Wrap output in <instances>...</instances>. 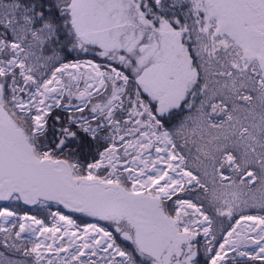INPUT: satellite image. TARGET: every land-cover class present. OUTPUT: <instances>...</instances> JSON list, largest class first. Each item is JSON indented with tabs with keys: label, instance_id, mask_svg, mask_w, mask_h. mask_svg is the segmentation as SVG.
<instances>
[{
	"label": "rangeland",
	"instance_id": "374dc122",
	"mask_svg": "<svg viewBox=\"0 0 264 264\" xmlns=\"http://www.w3.org/2000/svg\"><path fill=\"white\" fill-rule=\"evenodd\" d=\"M160 1L154 0V4L157 6ZM171 1L173 5H183L187 2L190 6L185 26L180 25L176 20L155 22L153 18L144 14L139 0H59L64 9L70 13L73 45L69 47V51L76 50L94 55L103 63L102 65L98 63V66L105 82L104 86L96 89L84 105H82L81 91L89 82L85 73L75 79V75L68 69L57 70L66 63L60 64L49 73V75L56 73L62 79L61 98L63 97L64 103L60 98L57 108L75 113L71 116L72 122L80 125L89 135L106 129L104 136L108 140V148L98 160L84 169L88 175L97 174L102 179L122 181L136 189L157 193L163 200H170L171 197L162 196L160 189L153 185L145 186L140 181L153 180L165 185L171 177L170 166L163 165L166 161L156 160L157 162L152 164L145 162L144 155L154 151L153 142L145 144L146 136L167 130L159 120L158 113L161 114L164 108L179 103L186 88L200 78L205 92L204 98L176 128L178 144L188 155L189 166L194 171L205 174L211 184L210 201L226 210H232L240 204L262 205L264 204V0ZM142 45H146V49L143 53H139L138 47ZM14 46L18 54L13 50ZM24 54V48L20 43H5L0 40V74H12L13 68L16 67L18 68L16 77L21 81L20 85H11L13 92L10 99L11 106L18 113L29 114L32 111L33 115L35 110L32 106L27 112H21L16 107L18 100L27 97L33 87L43 81L38 82L26 69ZM13 57H17L19 63L15 67L11 61ZM128 58H132V61H127ZM85 59L95 61L92 58L78 60ZM127 63H131L128 70L131 69L133 72L136 69L135 77L144 67H155L154 81L158 91L153 95L155 112L149 103L150 97L148 96L147 100L142 98L139 91L131 87L126 70L118 68V65L128 68ZM92 97L95 98L89 102ZM73 104L77 105L76 108L70 109ZM0 116L1 122L5 125L4 137L17 150L23 151L26 143L22 133L15 129L3 114ZM171 150L176 157L183 158L180 173L185 182L178 192L196 186L198 178L185 169V158L176 150L173 138ZM231 150L239 154L242 164L256 165L260 179H257L252 172H246L237 180L223 174L221 166L226 165L233 170L237 167L235 157L229 152ZM183 170L189 172L188 180L185 179ZM132 176H137L138 180H133ZM252 185L254 186L249 188ZM18 201L20 199L11 198L9 204H16ZM184 201L194 204L190 200ZM176 202L174 201V207ZM199 208L204 212L201 206ZM1 210L10 211L14 216L11 217L5 231L0 226V233L6 235L13 231L14 240L27 245L30 264H54L48 260L47 263H43L42 259L36 260L31 252L33 242L25 235V232L33 226L29 223L32 218L43 224L46 223L36 215L17 214L1 205L0 217L3 216ZM187 211L189 212L190 209L187 208ZM57 213L60 212L50 213L47 224L55 220L54 215ZM188 215L192 219V215ZM206 216L210 220L209 232L206 236L201 234V238L207 242L208 256L212 258L215 250L212 252L210 248L213 241L211 219L207 214ZM239 218L226 232L230 233L234 248L228 253L225 261L250 259L264 261L260 258L246 259L240 250L241 246L252 241L248 237L249 232L243 230L244 226L239 222ZM73 223L75 226L87 224L79 225L75 221ZM96 225L102 229L98 224ZM192 225L195 226L194 223ZM196 229L200 231L198 227ZM99 235L101 236L100 233ZM103 243L104 238L101 236L98 238V244ZM116 253L109 255L108 252L98 251L89 258L71 256L68 260H60L57 263L128 264L127 261L119 262ZM93 255H96L94 256L96 260ZM0 264L28 263L0 253Z\"/></svg>",
	"mask_w": 264,
	"mask_h": 264
},
{
	"label": "trees",
	"instance_id": "16d2710c",
	"mask_svg": "<svg viewBox=\"0 0 264 264\" xmlns=\"http://www.w3.org/2000/svg\"><path fill=\"white\" fill-rule=\"evenodd\" d=\"M171 2V0H161L159 5L156 6L154 0H139L144 14L149 18H153L155 22L176 20L180 25L183 24L185 26L190 6L187 2L183 5H173ZM64 8L59 0H0V40L5 43L18 42L22 45L25 51L23 60L26 69L38 82L44 80L52 69L62 63L92 58L100 65L103 64L94 55L80 53L81 51L76 50L73 52L69 51V47L73 45L71 40L72 26L70 24V13ZM200 15H203V13H200ZM196 20L198 19L196 18ZM131 59L128 58L127 61H132ZM130 64L127 63L128 68L123 67V65H118V68L126 70L131 87L136 88L142 98L147 100V97H150L151 102L149 103L155 112L154 96L142 86L135 85L133 78H135L134 73L137 72L136 69L133 72L131 69L128 70ZM17 70L18 68L15 67L12 74H0V93L2 95L0 113L10 121V124L15 129L22 133L25 143L30 145L34 153L39 155L46 154L52 158L63 160L70 166L76 165L83 173L86 165L98 160L100 155L108 148V140L104 136L106 129L100 130L94 135H89L80 125L72 122L71 116L75 113L54 108L46 118L43 132L33 135L32 111L29 114L18 113L12 108L10 102L13 94L11 85L21 84L20 78L16 77ZM204 94L201 80L197 78L193 85L186 88L180 102L164 108L161 114L158 113V118L163 127L170 132L176 150L185 158V169L194 173L198 178L196 186L180 190L170 200H190L194 204L201 206L202 210L211 219L213 241L210 248L213 252L223 235L240 216L264 215V204H240L232 210L220 207L210 201L211 184L205 174L200 171H194L189 166L188 155L178 144L176 128L200 104ZM94 98L92 97L89 102ZM61 102L64 103L63 97ZM229 152L235 157L237 167L233 170L232 167L223 165L221 166L223 174L237 180L246 172H252L257 179H260V173L256 165L253 163L244 165L239 160V154L236 151L231 150ZM216 180H218L217 177ZM244 184L247 185L246 182ZM253 186H249V188ZM0 205L5 206L14 213L36 215L46 224L49 222V211L43 212L31 209L28 204H24L21 201L16 204L0 201ZM77 223L83 225L85 222L77 221ZM27 249V245L14 240L13 231L6 235L0 233V253L4 256L22 259L30 264V254ZM223 264H264V261L250 259L225 261Z\"/></svg>",
	"mask_w": 264,
	"mask_h": 264
},
{
	"label": "flooded vegetation",
	"instance_id": "af4514ba",
	"mask_svg": "<svg viewBox=\"0 0 264 264\" xmlns=\"http://www.w3.org/2000/svg\"><path fill=\"white\" fill-rule=\"evenodd\" d=\"M3 128L4 125L1 131ZM22 157L36 162L59 160L34 152L30 157L23 154ZM57 168L66 186L57 190L53 201L37 200L31 205L26 194L15 193L11 198L28 202L34 210L60 212L75 222L98 224L111 233L119 262L211 264L207 242L192 225L189 213H179L173 200H163L157 193L136 189L122 181L88 175L85 169L82 173L76 165L66 167L59 163ZM0 195L3 199L6 190L3 189Z\"/></svg>",
	"mask_w": 264,
	"mask_h": 264
},
{
	"label": "bare ground",
	"instance_id": "6f19581e",
	"mask_svg": "<svg viewBox=\"0 0 264 264\" xmlns=\"http://www.w3.org/2000/svg\"><path fill=\"white\" fill-rule=\"evenodd\" d=\"M16 50V46L13 47ZM13 67L17 66V57L11 59ZM68 69L75 75V79L82 73L88 77L89 82L86 84L81 94L83 95L82 105H84L88 97L95 92L96 89L104 86V79L101 69L96 61L85 59L70 61L59 69ZM85 70V72L83 71ZM63 92L62 79L56 73L48 75L40 85L34 86L28 93L27 97L21 98L16 103V107L21 112H27L30 106L35 110L32 115L33 134H39L43 131L46 118L54 108H57ZM77 105H72L69 108L74 109ZM31 107V108H32ZM154 143V151L144 155L145 162L152 164L162 160L166 161L163 165L170 166L171 177L170 181L162 185L153 180H140L143 185H153L162 191L164 198H170L178 192L184 178L180 173V167L183 162L182 156L179 158L171 150L172 138L167 130L161 132H153L146 136V143ZM157 160V161H156ZM161 165V163H160ZM183 175L188 180L189 172L183 170ZM133 180H138V177L132 176ZM176 208L179 213L191 214L192 224L200 229V233L206 236L209 232V222L204 212H201L199 206L190 203L189 201L180 200L176 202ZM187 208L190 211H187ZM3 216L0 217V226L3 231L7 229L13 217V213L7 210H1ZM55 220L50 224H43L37 219H31L30 227L25 235L33 242L31 252L35 255L36 260H41L43 263L54 262L58 264L60 260H68L71 256L89 258L92 254H97L98 251L108 252L109 255L116 253L118 250L112 241L111 233L103 231L94 223H87L83 226H75L71 217L57 213L54 215ZM239 222L244 226L243 230L249 232L248 237L252 243H246L241 246L240 250L244 253L246 259L260 258L264 259V216H242ZM104 238V243L99 245L98 238ZM234 248L231 244L230 233H226L219 242L212 256L211 264H223L227 259L228 253ZM96 255H93V257ZM96 260V258L94 257Z\"/></svg>",
	"mask_w": 264,
	"mask_h": 264
},
{
	"label": "water",
	"instance_id": "95a60500",
	"mask_svg": "<svg viewBox=\"0 0 264 264\" xmlns=\"http://www.w3.org/2000/svg\"><path fill=\"white\" fill-rule=\"evenodd\" d=\"M145 49L146 45L138 47L139 53H143ZM155 73L154 66L144 67L135 77V85L142 86L150 94L156 95ZM2 125L4 124L0 120V192L5 189L6 195L3 199L0 195V201L8 202L15 193L26 194L32 201L31 205L37 200L53 201L57 190H62L66 186V181L61 177V171L57 166L59 163L66 167L69 165L63 160L42 159L36 162L30 158L25 159L22 154L30 157L33 153L30 145L26 143L23 151L17 150L4 137ZM24 204L30 206L28 202Z\"/></svg>",
	"mask_w": 264,
	"mask_h": 264
},
{
	"label": "built area",
	"instance_id": "2783aa9c",
	"mask_svg": "<svg viewBox=\"0 0 264 264\" xmlns=\"http://www.w3.org/2000/svg\"><path fill=\"white\" fill-rule=\"evenodd\" d=\"M15 53H17V54H18V50H15Z\"/></svg>",
	"mask_w": 264,
	"mask_h": 264
}]
</instances>
